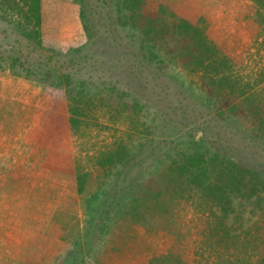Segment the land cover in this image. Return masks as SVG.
Returning <instances> with one entry per match:
<instances>
[{"label": "rangeland", "instance_id": "obj_1", "mask_svg": "<svg viewBox=\"0 0 264 264\" xmlns=\"http://www.w3.org/2000/svg\"><path fill=\"white\" fill-rule=\"evenodd\" d=\"M133 1L144 15L158 17L162 21L157 20L156 27L152 26V19L148 23L138 21L137 16H134L136 12H129L130 6H134ZM163 2L165 0H129L130 4L123 6V15L120 12L122 4H117V8L113 6L111 17L115 23L120 18L128 30L127 34L134 41V48L131 49L146 56L160 58L159 65L172 69L170 77H175L164 80L167 81L166 85H171L167 88L160 84L146 83L145 80L139 81L132 75L131 81L136 83L131 90L137 93L132 92L129 95V98L135 99L133 108L117 107L118 104L112 100L68 95L64 88L55 89L10 73L0 74L38 87L37 90L31 89L38 98L45 96V93L55 97L64 96L69 115L87 118L92 125L105 123L108 126L107 135L111 134L109 137L122 134V147L119 148L121 141L118 139L112 149L113 154L108 155L106 160L111 167L115 164L121 166L118 168L120 170L115 166V171L112 172L115 183L110 191L102 193L86 189L83 192L80 189L83 197H89L81 205L85 213L88 212L92 196L97 194H107L122 200L136 197L133 203L148 206V210L143 212L147 229L154 234L156 231L160 238L168 230L175 234L176 241L172 242L171 237L168 236L167 239L165 235L168 242L164 240L165 242L157 246L168 247L177 253L180 258L178 264H219L222 261L218 258L220 256L237 258L239 263L234 261L235 264H255L264 255V202L260 206H253L254 199L242 200L233 193L234 182L230 176L225 177V180L216 178L217 173L226 168V165L222 160H216L211 145L217 147L221 153L264 166V126L258 123L259 115L254 118L248 112L251 110L248 105L252 99H259L264 104V43L260 44L255 35L247 38L243 34L239 35L242 27L238 29L232 24L227 25L226 19L221 17L213 20L211 28H207L212 42L181 44L178 42L179 38H173L168 33L167 27L170 23L162 19L165 12L158 11ZM88 4L89 10L86 11L89 15V27L97 35L104 36L103 42L113 41L108 33L109 19L104 14L111 10L112 3L106 10L101 2L96 4L95 0H88ZM45 18V25L41 28L44 45L55 47L56 51H64L63 49L73 44L72 41L75 43L78 40V37H74L78 34L72 25L70 28H52L54 18L50 14ZM65 22L71 24L70 21ZM148 24L152 27H148ZM118 35L124 37L122 32ZM66 37L71 38V41ZM3 38L0 35V45L4 46L3 50L9 51L8 44L16 38L11 36L1 41ZM26 45L25 40L20 39L18 51L29 62H36L39 59L38 52H31ZM131 56L132 54L129 57L133 59ZM84 58L90 62L88 72L84 75L99 73L95 77L96 79L99 76L95 80L98 81L101 77L105 79L107 73L113 72L120 75L125 82L120 70L114 69L116 58L113 67L103 64L106 60L103 53L86 54ZM61 64L63 62L59 60L58 65ZM68 71L74 78L79 74L76 69L70 68ZM134 73L138 76V70ZM113 82L115 84V77ZM139 82L143 84L139 85ZM121 85L127 87L122 83ZM122 86L118 89L124 90ZM63 101L64 99L59 100V103ZM235 104L244 105V108L235 107L234 110L218 115L219 111L234 107ZM26 105L31 110H37L38 114L41 113L40 106L38 108L35 101ZM106 107L110 109L106 110ZM262 116L264 122V113ZM96 140V137L92 138L91 149L97 145ZM79 146L81 150L83 146ZM208 175L211 178L205 180ZM210 181H219V184L226 187L224 193H218L213 203V195L204 188L207 184H212ZM201 185L203 189L200 188ZM261 197L264 199V194ZM226 200L231 202L232 207L235 206L234 203L239 206L238 201L244 203L233 212L224 214L217 207V202ZM157 208L169 213L165 215V212H160ZM236 216L239 222L244 219L243 223L240 222L243 228L234 227L239 230L237 245L231 246L226 254L218 244L212 242L214 245L209 258L201 259L210 248L206 241L208 232L202 234L206 230L204 223L212 227L221 222L233 226L232 219ZM246 227L252 231H245ZM214 239L217 240L216 237Z\"/></svg>", "mask_w": 264, "mask_h": 264}, {"label": "crops", "instance_id": "obj_2", "mask_svg": "<svg viewBox=\"0 0 264 264\" xmlns=\"http://www.w3.org/2000/svg\"><path fill=\"white\" fill-rule=\"evenodd\" d=\"M166 1L158 11L165 12L162 19L170 23L168 33L181 44L212 42L207 28L221 17L227 25L242 27L239 35H255L264 43V0ZM118 4L123 15L129 0ZM40 6L41 27L50 14L52 28L72 25L78 34L74 37L80 38L82 26L74 0H40ZM137 9L134 2L129 12H136L138 21L152 19L153 27L162 21ZM31 89L38 87L0 74V264H145L135 256L136 249L122 248L125 234L116 239L121 244L93 247L97 254H88L85 239L87 214L81 205L89 197H83L80 189L110 191L115 183L112 172L121 166L111 167L106 160L118 139L122 147V134L109 137L105 123L92 125L87 118L69 115L64 96L45 93L38 98ZM61 98L64 101L59 103ZM34 101L40 106L39 114L26 105ZM94 137L98 143L91 149Z\"/></svg>", "mask_w": 264, "mask_h": 264}, {"label": "trees", "instance_id": "obj_3", "mask_svg": "<svg viewBox=\"0 0 264 264\" xmlns=\"http://www.w3.org/2000/svg\"><path fill=\"white\" fill-rule=\"evenodd\" d=\"M95 1L96 4L101 2L105 10L110 8V4L112 3L111 10H108L107 13L105 12L104 14L109 19L108 33L113 41L109 40L108 42H103L102 38L104 36L101 37V35H97L94 33L93 29L89 27V15L88 11H86L89 10L88 0H74L79 7V20L82 26L81 36L75 43L63 49L64 51H56L54 49L55 47H47L44 45L41 38L42 17L40 0H0V35L4 36L1 41L11 36L16 38L8 44V48H10L9 51L3 50L4 46L0 45V73H10L15 77L49 85L55 89L64 88L68 95H76L78 97L90 96V98L100 100H112L115 104H118L116 105L117 107H125V109H130L135 106V99L129 98L132 92L136 93L131 90L133 84L136 83V81H131L132 75L139 81L145 80L146 83L160 84L161 87L171 86L166 85L167 83L165 82L167 81L164 80L166 78L170 80L175 78L170 77L172 69L161 67V65H159L161 63L160 58H155L151 55L146 56L140 51L138 52V50H132L131 48L133 47L134 41L129 33L127 34L128 30L124 24H122L121 19L119 18L118 20L117 18L116 23L114 22L111 14L113 6L115 5L116 7L119 0H116V4L115 0ZM97 7L100 8L99 5ZM98 13H100V11ZM118 21L120 23H118ZM120 29L122 31H120ZM120 32L123 33V38L118 35ZM20 39L25 40L27 43L26 47L31 52H38L39 59L36 62H29V60L21 54V51H18ZM96 52L103 53L104 57H106V60L103 62L105 66L109 64L113 67V62L116 58L114 69L120 70V73L125 78V82L120 75L113 72H111V74L107 73L105 79L101 77L98 81L95 80L99 76L96 79L95 77L99 73L87 76L84 75L88 72L90 64L88 60L85 61L84 56H86V54L92 55ZM130 54L133 55L131 56L133 59L129 57ZM59 60H62L63 64L58 65ZM70 68L73 70L76 69L79 73L78 76L75 75L74 78L73 74L68 71ZM135 70H138V76H135ZM106 72L108 71H105V73ZM114 77L115 84L113 82ZM121 83L127 87L124 88ZM138 84L140 85L143 83L139 82ZM119 86H122L124 90H119ZM256 94L260 96L259 93ZM235 105L234 107H228L227 110L223 109L219 111L218 115H223L225 111L234 110L235 107L236 109L244 108V105ZM248 107L251 108V110L248 111L249 115L254 118L256 115H259V121L254 120V122L258 121L260 125L264 126V122L262 121L264 104L260 103L259 99H252ZM211 146L215 151L213 156L216 160H222L223 164L226 165V168H223L217 173L216 178L218 180H225V177L230 176L231 180L234 182L232 186L233 193L242 200L252 201V199H254L256 203L253 202V206H260L264 202V199L261 197V194H264V166L246 159L242 161L235 156L221 153L217 147ZM210 178L211 177L208 175L205 180H209ZM211 183V185L207 184L204 188L210 195H213V203L218 193L223 192L226 187H224L223 184H219V181ZM200 188L203 189V185H201ZM238 203L240 206L243 205L244 202L238 201ZM217 204L219 210L224 214H228V211L233 212L235 208H239L235 203V206L232 207L231 202L227 200L217 202ZM88 206L89 209L86 213L88 220L86 219L85 226V239L88 254H97L99 251L93 252V250H95L93 247L96 246L98 249L102 248L104 243L107 245L111 243L121 244L116 239H120L121 236H119V234H125L122 248L126 249L127 247V249H136L135 256H141L145 264H178L180 258L179 255H176L177 253L172 252L168 247L162 248L157 246L165 242V235L167 239L168 236L171 237L170 239L172 242L176 241L177 239L173 231L168 230V232L162 236L163 239L160 238L161 236H159L156 231L154 234L145 227L143 212L144 210H148V206L125 201L121 198L115 199L107 194L92 196L91 203ZM158 211L165 212V215L169 213L162 209H158ZM242 221H244V219L240 222ZM240 222L236 216V218L232 219L233 226L229 225V223L221 222L218 226L214 225L212 227L204 223L206 230L204 232L202 231V234L208 232L206 241L209 242L210 248L208 247L209 249L205 251L206 255H202L201 259L205 258L207 260L209 258V253L214 243L218 244L226 254L229 252L231 246H236V238L238 237L237 232L239 230L234 229V227L243 228V222ZM244 229L245 231H252L249 230V227ZM259 230L260 229H256V231ZM136 231L139 232V235L136 234ZM126 234L129 236L126 237ZM130 236L131 240L129 239ZM214 237L217 238L216 241H214ZM166 241L168 242V240ZM108 252H110V249L106 250L107 254ZM218 258L222 260L220 263L217 262L219 264H235L234 261L239 263L237 258H231V256H226L225 258L220 256ZM217 261L219 260L217 259ZM255 264H264V255L259 257Z\"/></svg>", "mask_w": 264, "mask_h": 264}]
</instances>
